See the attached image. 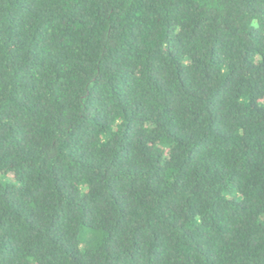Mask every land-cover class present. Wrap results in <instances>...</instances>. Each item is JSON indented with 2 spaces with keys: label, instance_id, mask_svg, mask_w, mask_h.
<instances>
[{
  "label": "trees",
  "instance_id": "1",
  "mask_svg": "<svg viewBox=\"0 0 264 264\" xmlns=\"http://www.w3.org/2000/svg\"><path fill=\"white\" fill-rule=\"evenodd\" d=\"M0 264H264V0H0Z\"/></svg>",
  "mask_w": 264,
  "mask_h": 264
},
{
  "label": "rangeland",
  "instance_id": "2",
  "mask_svg": "<svg viewBox=\"0 0 264 264\" xmlns=\"http://www.w3.org/2000/svg\"><path fill=\"white\" fill-rule=\"evenodd\" d=\"M91 240H92V237L91 236L88 237L87 240H86V245H88L91 242Z\"/></svg>",
  "mask_w": 264,
  "mask_h": 264
}]
</instances>
